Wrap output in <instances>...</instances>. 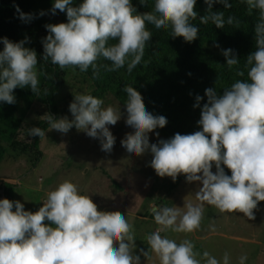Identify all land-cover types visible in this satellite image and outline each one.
Instances as JSON below:
<instances>
[{"label":"clouds","instance_id":"clouds-1","mask_svg":"<svg viewBox=\"0 0 264 264\" xmlns=\"http://www.w3.org/2000/svg\"><path fill=\"white\" fill-rule=\"evenodd\" d=\"M152 10L138 12L132 0H53L50 11L66 14L67 22L47 24L43 38V60H50L61 69L78 68L81 72L93 70L99 77L100 67L106 71L125 68L132 72L142 61L152 32L171 29V36L182 37L191 43L198 38L199 28L192 21L196 0H139L141 6ZM249 13L258 11L254 26L255 50L245 61L246 80H237L218 95L215 88L205 89L207 102L200 109L199 131L192 134L176 133L169 139L149 142V133L159 137L156 129L164 128L168 121L163 115L146 110L143 98L133 86L123 90L126 126L132 130L121 141V147L130 156L150 153V166L163 178L173 182L184 175L186 182H199L196 192L198 203H187L185 211L179 207L153 208L154 221L159 229L147 237L151 251L160 264H231L228 253L222 261L195 249L185 238L181 242L161 233H193L200 229L204 205L214 206L221 213H238L249 220L255 219L258 204L264 201V0H241ZM207 15L199 17L201 23L209 21L216 28L235 22L225 19L222 11H213V4L231 8L229 0H204ZM23 21L32 14L16 7ZM43 15V12L40 13ZM115 41V43H110ZM0 102L14 104L16 88L39 91L38 59L35 50L24 46V41L12 42L0 38ZM225 63L231 70L240 63L232 49L222 50ZM108 60L111 66L100 65ZM243 77L244 71L236 69ZM199 107L203 97H195ZM72 118L47 114L49 131L67 134L73 127L100 142L101 150L110 153L116 138L109 126L121 119V112L91 94H77L69 104ZM29 137H43L40 127L28 129ZM213 166L215 172L212 171ZM225 167L231 175L226 174ZM133 226L119 212L98 210L90 195L82 194L78 185L64 180L47 193L46 200L35 212L25 210L18 200L0 198V264H141V256ZM248 257L239 258L246 264Z\"/></svg>","mask_w":264,"mask_h":264},{"label":"trees","instance_id":"trees-1","mask_svg":"<svg viewBox=\"0 0 264 264\" xmlns=\"http://www.w3.org/2000/svg\"><path fill=\"white\" fill-rule=\"evenodd\" d=\"M80 2L81 0H74L76 5ZM132 2L138 12L152 10L151 2L147 7L141 6L139 0ZM229 2L231 8H223L219 3H214L212 8L213 11H222L225 19L234 17L233 24L225 23L222 29L216 28L211 21L207 24L201 23L199 17L208 14L207 5L204 0H196L194 11L197 12V19L192 21L199 28L196 40L188 43L182 37L173 38L170 28L157 32L152 25H148V30L152 32L150 41L146 45L141 63L132 72H128L126 67L116 71H106L104 67H100L99 77H94L91 68L87 72L71 67L61 69L50 60H43L42 40L48 34L45 26L67 22L66 14L59 10L56 11L57 23L46 16V13L51 12L53 0H0V38L6 37L12 42L24 41L25 47L36 51L40 82L37 93H33L30 88H16L14 104L0 102V161L2 158H7V162L11 158H18L17 161L24 158L28 169L36 166L41 155L37 143L42 137H29L28 129L36 126L47 132L49 125L45 117L51 114L58 118L63 111L59 107L63 97L58 96L57 92L62 89L66 91L71 85L67 80L72 75L79 78V81L81 78L87 80L90 83L88 94L102 99L104 106L113 100L122 112H125L127 101V94L123 89L133 86L143 98L146 110L153 115L166 117L167 125L155 130L166 139L176 133L192 134L201 130L197 121L200 119L201 107L207 102L205 89L215 88L217 94L222 95L223 89L230 87L235 81L246 80V57L256 47L254 26L259 19L258 11L249 13L247 5L241 0ZM17 6L21 12L32 14V19L21 20L16 11ZM229 48L240 60L239 65L231 70L222 54V50ZM2 49L3 44L0 43V50ZM98 63L111 66V62L104 59ZM237 68L244 71L243 77L236 74ZM197 95L203 99L199 107H193ZM22 155L24 157L19 158ZM225 172L231 175L226 167ZM15 173L17 172L10 171V176ZM14 179L2 180L4 198L14 200V190L19 193L23 191V183L15 182ZM180 181H186L184 175H179L175 182L168 184L166 194L173 191ZM112 184L121 188L117 182L112 181ZM21 194L27 197L28 192ZM31 202L34 206L30 210L32 212L42 206V200ZM146 215L154 216L152 208ZM137 238L138 235H135L136 240ZM143 249L149 253L150 246L145 245Z\"/></svg>","mask_w":264,"mask_h":264},{"label":"rangeland","instance_id":"rangeland-1","mask_svg":"<svg viewBox=\"0 0 264 264\" xmlns=\"http://www.w3.org/2000/svg\"><path fill=\"white\" fill-rule=\"evenodd\" d=\"M46 16L55 23L58 22L57 13L53 15L49 12ZM67 83L71 85L66 91L62 89L57 92L58 96L63 97L59 105L63 111L58 118L67 116L71 119L70 102L77 94H88L90 83L82 78L79 81L75 75L69 77ZM110 102L105 107L117 108L122 114L115 126H109L116 138L110 153L101 150L99 140L87 136L74 127L67 134H61L56 130L49 131L48 128L46 135L37 143L41 155L36 166L28 169L24 158L18 161V158H11L8 162L7 158H2L0 182L1 179L7 180V178H15L14 180L18 181V177H22V192H28L27 197L16 189L12 197L22 202L27 211L34 207L31 200L35 203L40 200L43 202L47 193L59 183L64 180L74 182L82 194L90 195L98 210L125 215L133 226L134 236L138 235L135 240V253L140 254V249L145 245L149 246L147 237L160 227L155 223L154 216H147L146 213L150 212L151 208L163 206L179 207L181 211H185L184 206L187 203H198L196 192L201 185L199 182L180 181L173 191L166 194L165 190L173 180L167 176L161 178L155 173L150 166L151 154L130 156L121 147V141L127 135H131L132 130L126 126V113L117 107L116 102L113 100ZM159 139L166 138L149 133L150 143H157ZM21 157L24 155L19 158ZM10 171L18 172L10 176ZM212 171L215 172L214 167ZM111 179L121 188H116ZM27 187L32 190L26 189ZM161 234L177 242L185 238L190 239L201 256L207 251L222 261L224 254L228 253L231 264H239V258L246 255L248 257L246 264H264V202L258 204L254 220H249L238 213H221L214 206L205 204L204 217L199 230L188 234L171 231ZM141 264H160V262L150 248L148 256L145 258L141 256ZM202 264H204L203 260Z\"/></svg>","mask_w":264,"mask_h":264},{"label":"crops","instance_id":"crops-1","mask_svg":"<svg viewBox=\"0 0 264 264\" xmlns=\"http://www.w3.org/2000/svg\"><path fill=\"white\" fill-rule=\"evenodd\" d=\"M18 172V171H17ZM6 177V176H5ZM7 178V177H6ZM3 179H1V182H0V189H2V186H3V182H2ZM6 180V179H4ZM8 180V178H7ZM19 181H22V177H18V181L16 180L15 182H19Z\"/></svg>","mask_w":264,"mask_h":264},{"label":"water","instance_id":"water-1","mask_svg":"<svg viewBox=\"0 0 264 264\" xmlns=\"http://www.w3.org/2000/svg\"><path fill=\"white\" fill-rule=\"evenodd\" d=\"M0 198H4L3 189L0 190Z\"/></svg>","mask_w":264,"mask_h":264}]
</instances>
